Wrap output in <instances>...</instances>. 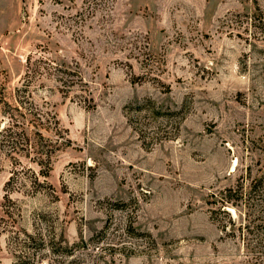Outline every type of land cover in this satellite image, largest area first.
Wrapping results in <instances>:
<instances>
[{
  "label": "rangeland",
  "instance_id": "obj_1",
  "mask_svg": "<svg viewBox=\"0 0 264 264\" xmlns=\"http://www.w3.org/2000/svg\"><path fill=\"white\" fill-rule=\"evenodd\" d=\"M16 86L68 141L0 149V264H264V0H0Z\"/></svg>",
  "mask_w": 264,
  "mask_h": 264
},
{
  "label": "trees",
  "instance_id": "obj_2",
  "mask_svg": "<svg viewBox=\"0 0 264 264\" xmlns=\"http://www.w3.org/2000/svg\"><path fill=\"white\" fill-rule=\"evenodd\" d=\"M23 87L25 86H16L14 103L9 102L3 95H0V114L4 119L2 126L0 122V149L5 150L6 153L12 156L14 153L26 156L31 154L32 156H30V158H33L32 160L39 166L38 172L47 175L52 165V152L55 149V145L58 143L57 140L61 138V142H67L68 139L63 129L60 127L59 119L54 110L48 112L47 110L36 108L35 105L34 107L28 106L24 94L25 88ZM28 112L30 116H28ZM49 113L50 117L47 116ZM51 121L55 129L54 134H56L57 137L45 135L43 132V130L52 129L50 126ZM29 125L33 126L32 135L29 134L27 130ZM9 181L10 178L7 180V184ZM230 220L233 221L231 216ZM238 228L239 230L245 228L246 231H252L257 228L258 244L264 245L262 241L264 237L259 236L264 234V223L261 225L259 223L252 224L250 222H240ZM26 236L27 240L24 241H27V243L30 242L28 246L35 247V251H31L29 254H15L16 258L13 264H40L42 256H37L36 250L43 246L45 243L44 239L39 236L38 242H32L36 240L34 238L37 237L30 232H26Z\"/></svg>",
  "mask_w": 264,
  "mask_h": 264
}]
</instances>
